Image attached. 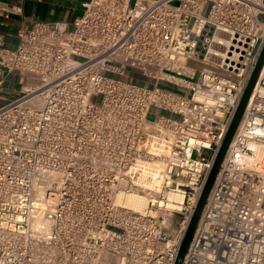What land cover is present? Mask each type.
<instances>
[{
  "label": "built area",
  "instance_id": "2783aa9c",
  "mask_svg": "<svg viewBox=\"0 0 264 264\" xmlns=\"http://www.w3.org/2000/svg\"><path fill=\"white\" fill-rule=\"evenodd\" d=\"M17 39L0 34V99L25 81L0 103V264H175L264 0H86L71 29ZM181 264H264V65Z\"/></svg>",
  "mask_w": 264,
  "mask_h": 264
},
{
  "label": "crops",
  "instance_id": "0c3cea01",
  "mask_svg": "<svg viewBox=\"0 0 264 264\" xmlns=\"http://www.w3.org/2000/svg\"><path fill=\"white\" fill-rule=\"evenodd\" d=\"M86 0H0V34L7 45L18 42L17 31L35 21H64L72 28L83 11ZM3 7H17L20 12H6Z\"/></svg>",
  "mask_w": 264,
  "mask_h": 264
},
{
  "label": "water",
  "instance_id": "95a60500",
  "mask_svg": "<svg viewBox=\"0 0 264 264\" xmlns=\"http://www.w3.org/2000/svg\"><path fill=\"white\" fill-rule=\"evenodd\" d=\"M263 65H264V45L262 47V50L260 52V55L258 57V60H257V63L255 65V68L249 78V81L247 83V86L245 88V91L242 95V98L239 102V105L236 109V112L233 116V119L231 121V124L229 126V129L227 130L225 136H224V139L221 143V146L217 152V155L215 157V160H214V163H213V166L210 170V173L208 175V178H207V181L204 185V188H203V191L201 193V196L198 200V203L196 205V208L190 218V221H189V224H188V227L186 229V232L184 234V237L182 239V242H181V245L179 247V250H178V254H177V257H176V261H175V264H181L182 262V259L186 253V250L188 248V245H189V242L192 238V235L194 233V230L196 228V225L200 219V216H201V213H202V210H203V207L206 203V200H207V197H208V194L212 188V186L214 185V182H215V179L217 177V174H218V171H219V168L221 166V163L223 161V158L228 150V147L230 145V142L232 140V137L240 123V120L243 116V113H244V110L246 108V105H247V102L249 100V97L254 89V86L256 84V81L259 77V74L261 72V69L263 68Z\"/></svg>",
  "mask_w": 264,
  "mask_h": 264
},
{
  "label": "rangeland",
  "instance_id": "374dc122",
  "mask_svg": "<svg viewBox=\"0 0 264 264\" xmlns=\"http://www.w3.org/2000/svg\"><path fill=\"white\" fill-rule=\"evenodd\" d=\"M188 66L194 67L197 70H200L202 68H204L205 70H209V68L204 67L200 64L198 65L195 61H192V60L188 62ZM124 79L132 82V77L129 75V72H128L127 76L124 77ZM23 83H25V81H24V79H22L20 77L19 78L17 77L15 79V81L10 80L9 84L8 83L6 84L5 91L2 92V94H1L0 103L3 104L7 101H10V100L16 98L19 95V91H20V88H21ZM160 85H163V83L161 82Z\"/></svg>",
  "mask_w": 264,
  "mask_h": 264
},
{
  "label": "bare ground",
  "instance_id": "6f19581e",
  "mask_svg": "<svg viewBox=\"0 0 264 264\" xmlns=\"http://www.w3.org/2000/svg\"><path fill=\"white\" fill-rule=\"evenodd\" d=\"M124 202L126 205L139 210V211H143L145 206H146V202L144 200H142L141 198L138 197H134V196H129L127 198L124 199Z\"/></svg>",
  "mask_w": 264,
  "mask_h": 264
}]
</instances>
